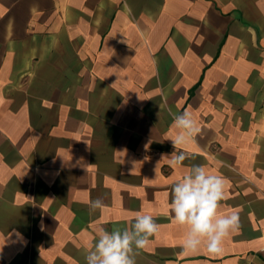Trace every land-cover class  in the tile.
Wrapping results in <instances>:
<instances>
[{
    "label": "crops",
    "instance_id": "0c3cea01",
    "mask_svg": "<svg viewBox=\"0 0 264 264\" xmlns=\"http://www.w3.org/2000/svg\"><path fill=\"white\" fill-rule=\"evenodd\" d=\"M185 111L201 133L172 168ZM193 164L240 216L218 255L181 254ZM136 212L160 225L138 264H264V0H0V264H85Z\"/></svg>",
    "mask_w": 264,
    "mask_h": 264
},
{
    "label": "clouds",
    "instance_id": "9594fccd",
    "mask_svg": "<svg viewBox=\"0 0 264 264\" xmlns=\"http://www.w3.org/2000/svg\"><path fill=\"white\" fill-rule=\"evenodd\" d=\"M176 134L170 139L174 151L168 155L169 166H183L186 154L177 149L195 141L201 127L190 112L173 114ZM165 156L162 157V159ZM225 180L211 174L204 165H191L188 173L171 185L169 209L175 223L185 229L181 254L198 252L203 245L211 255L223 251V242L241 227L238 212L220 215L221 202L225 200ZM89 214L103 211V198L89 202ZM160 229L150 214L136 212L124 227L111 231L97 230L84 257L85 264H138L141 251L147 249Z\"/></svg>",
    "mask_w": 264,
    "mask_h": 264
},
{
    "label": "built area",
    "instance_id": "2783aa9c",
    "mask_svg": "<svg viewBox=\"0 0 264 264\" xmlns=\"http://www.w3.org/2000/svg\"><path fill=\"white\" fill-rule=\"evenodd\" d=\"M262 251H264V248L262 249Z\"/></svg>",
    "mask_w": 264,
    "mask_h": 264
}]
</instances>
